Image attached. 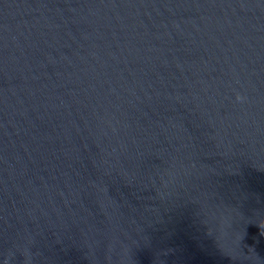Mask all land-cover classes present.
I'll return each mask as SVG.
<instances>
[{
	"label": "water",
	"instance_id": "obj_1",
	"mask_svg": "<svg viewBox=\"0 0 264 264\" xmlns=\"http://www.w3.org/2000/svg\"><path fill=\"white\" fill-rule=\"evenodd\" d=\"M0 264H264V0H0Z\"/></svg>",
	"mask_w": 264,
	"mask_h": 264
},
{
	"label": "clouds",
	"instance_id": "obj_2",
	"mask_svg": "<svg viewBox=\"0 0 264 264\" xmlns=\"http://www.w3.org/2000/svg\"><path fill=\"white\" fill-rule=\"evenodd\" d=\"M237 99H241V97L238 96Z\"/></svg>",
	"mask_w": 264,
	"mask_h": 264
}]
</instances>
